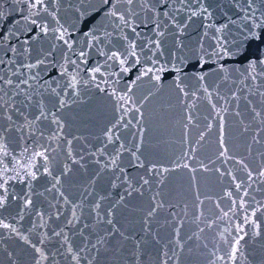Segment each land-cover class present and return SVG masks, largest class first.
I'll use <instances>...</instances> for the list:
<instances>
[{"label":"snow or ice","instance_id":"1","mask_svg":"<svg viewBox=\"0 0 264 264\" xmlns=\"http://www.w3.org/2000/svg\"><path fill=\"white\" fill-rule=\"evenodd\" d=\"M0 264H264V0H0Z\"/></svg>","mask_w":264,"mask_h":264},{"label":"water","instance_id":"2","mask_svg":"<svg viewBox=\"0 0 264 264\" xmlns=\"http://www.w3.org/2000/svg\"><path fill=\"white\" fill-rule=\"evenodd\" d=\"M171 79H172L171 76H167V77H166V80H171Z\"/></svg>","mask_w":264,"mask_h":264}]
</instances>
